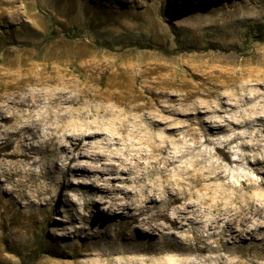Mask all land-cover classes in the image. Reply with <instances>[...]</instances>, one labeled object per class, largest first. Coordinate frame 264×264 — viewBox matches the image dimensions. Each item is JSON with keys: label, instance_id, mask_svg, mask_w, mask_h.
I'll list each match as a JSON object with an SVG mask.
<instances>
[{"label": "bare ground", "instance_id": "1", "mask_svg": "<svg viewBox=\"0 0 264 264\" xmlns=\"http://www.w3.org/2000/svg\"><path fill=\"white\" fill-rule=\"evenodd\" d=\"M157 1L92 0L111 9L115 21L142 14L153 19ZM35 37L29 32L31 46L39 43ZM58 40L49 43L41 59L50 66L34 61L33 53L13 50L0 61V196L11 206L22 201L20 209L28 211L32 223L47 217L51 192L67 176L74 181L67 186L83 198L79 210L64 196L66 213L58 226L66 232L52 235L40 264H264V205L244 197L242 185L235 191L220 165L204 164L199 147L211 141L208 135L195 133L192 145L175 138L187 125L173 116L195 108L184 102L199 91L209 96L233 86V75L203 70L192 83L177 79L176 67L157 61L103 64L85 59L89 50L69 51ZM71 55L84 59L89 74L106 75L104 86L96 87L87 77L82 83L67 77L61 64ZM253 74L242 69L237 77L248 81ZM234 95L228 93L225 100ZM245 95L264 97L258 89ZM226 101L220 98L214 107L231 105ZM89 112L100 119L85 129H69L46 170L42 163L56 131L68 118ZM259 114L252 120L264 126L263 106ZM41 124L48 127L38 133ZM88 152L90 163L82 160ZM189 152L193 156L187 164ZM256 163H264V157ZM57 170L60 175L54 174ZM40 177L47 183L38 184ZM32 223H14L10 257L28 246Z\"/></svg>", "mask_w": 264, "mask_h": 264}, {"label": "rangeland", "instance_id": "2", "mask_svg": "<svg viewBox=\"0 0 264 264\" xmlns=\"http://www.w3.org/2000/svg\"><path fill=\"white\" fill-rule=\"evenodd\" d=\"M74 2L0 0V61L12 56L13 50L17 53H33L34 61L44 64L46 61L41 59L46 57L49 45L61 38L58 40L59 45L62 44L69 51L89 50L85 59L88 56L103 64L116 66H126L133 61H157L165 66L176 67L175 77L188 79L192 83L198 81L197 77L203 70H214L213 74H217V70H225L228 76L233 75V86H224L209 96L200 91L194 93L190 100L184 102V107L195 105V108L184 111L187 116H173L175 121L184 120L187 125L175 138L192 145L196 139L195 133L208 135L211 141L202 142L199 147L204 164L220 165L235 191L240 190L242 185L244 197L251 203L264 205V163H256V158L264 157V126L252 120L260 115L261 106L264 110L261 101L264 97L256 96L250 100V96L245 95L248 89H258L264 93V36L251 30L256 24H264V0H158L153 19L142 14L138 18L117 21L111 9L97 7L92 0ZM29 32L36 35L38 44H29ZM76 42L82 44L74 48L73 43ZM77 59L71 55L61 64L69 74L67 77L75 78L78 83L89 78L88 81L96 87H103L106 75L89 74L87 67L84 68V59ZM46 65L50 66L48 62ZM242 69L254 73L253 79L247 81L246 78L244 81L237 77ZM230 92H235L234 99L226 101ZM174 97L177 101L179 95ZM220 98L231 105L214 107ZM200 101L209 103V107H204ZM76 119L68 118L65 127L56 131L54 144L48 147L49 151L42 163L46 170L55 163V154L60 151L62 140L70 133L69 129H85L94 125L100 116L89 112L81 119ZM47 127L41 124L38 133ZM105 138L109 140L111 136L108 134ZM199 138L202 139V136ZM257 142L259 148L255 145ZM192 156L193 153L189 152L187 164H190ZM92 157L88 152L82 160L90 163ZM235 158L239 160L233 161ZM54 174L60 175V171ZM44 179L40 177L38 184H46L47 180ZM69 181L74 183L73 178L67 176L56 185L51 192L52 208L47 217L38 216L37 223H32L34 219L28 216L27 210L20 209L22 201L11 206L6 198L0 196V264H40L52 235L66 232L58 226L66 213L64 196L72 198L77 208L81 209L79 206L83 198L78 190L67 186ZM97 209L101 211L99 204ZM28 222L32 223L27 235L28 246L10 257L14 223ZM75 225H66L65 228ZM112 230L110 227V233Z\"/></svg>", "mask_w": 264, "mask_h": 264}, {"label": "trees", "instance_id": "3", "mask_svg": "<svg viewBox=\"0 0 264 264\" xmlns=\"http://www.w3.org/2000/svg\"><path fill=\"white\" fill-rule=\"evenodd\" d=\"M251 30L255 33L260 34L261 36H264V24H256L251 27Z\"/></svg>", "mask_w": 264, "mask_h": 264}]
</instances>
